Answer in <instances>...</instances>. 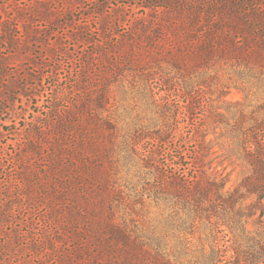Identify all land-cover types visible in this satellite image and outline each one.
Wrapping results in <instances>:
<instances>
[{"label":"trees","instance_id":"1","mask_svg":"<svg viewBox=\"0 0 264 264\" xmlns=\"http://www.w3.org/2000/svg\"><path fill=\"white\" fill-rule=\"evenodd\" d=\"M57 5L41 21L61 26ZM107 6L87 15L97 38L74 35L90 44L74 79L26 117L17 193L46 227L19 248L49 264H264V0H153L123 30Z\"/></svg>","mask_w":264,"mask_h":264},{"label":"rangeland","instance_id":"2","mask_svg":"<svg viewBox=\"0 0 264 264\" xmlns=\"http://www.w3.org/2000/svg\"><path fill=\"white\" fill-rule=\"evenodd\" d=\"M60 1L0 0V216L7 213L10 221L3 222L0 228V264H49L45 260L39 261L36 254L19 248V243L30 240L31 235L43 236L46 222L43 219L45 208L18 196L16 178L22 164L17 153L28 137L26 117L31 119L38 113L41 118L46 117L54 95L52 89L55 91L74 79L81 59L87 54L82 48L87 49L90 44L79 46L74 35L83 29L90 38H97L94 32L98 31L99 25L98 18H87V15L92 16L90 12L95 8L96 0H65L71 5L72 12L69 11L68 16L56 15L61 26L41 21V11L47 7L58 8ZM102 1L108 4L106 9L113 20L112 25L114 28L117 25L120 30L126 25L116 24V20L128 18L130 22L133 16L143 15L140 5L153 2ZM67 18H72L69 25ZM229 97L239 99L242 94L233 89ZM236 179L234 173L228 186ZM14 231L19 233L17 240L9 243L7 234ZM50 264L55 263L51 261Z\"/></svg>","mask_w":264,"mask_h":264}]
</instances>
